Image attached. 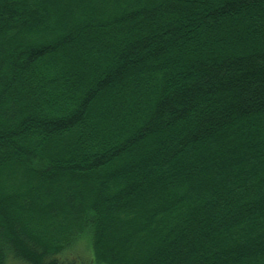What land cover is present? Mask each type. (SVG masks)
<instances>
[{"label":"trees","instance_id":"16d2710c","mask_svg":"<svg viewBox=\"0 0 264 264\" xmlns=\"http://www.w3.org/2000/svg\"><path fill=\"white\" fill-rule=\"evenodd\" d=\"M0 264H264V0H0Z\"/></svg>","mask_w":264,"mask_h":264},{"label":"rangeland","instance_id":"374dc122","mask_svg":"<svg viewBox=\"0 0 264 264\" xmlns=\"http://www.w3.org/2000/svg\"><path fill=\"white\" fill-rule=\"evenodd\" d=\"M81 244H82V246L86 245L85 243H81ZM83 254L86 255V250L85 249L83 250Z\"/></svg>","mask_w":264,"mask_h":264}]
</instances>
